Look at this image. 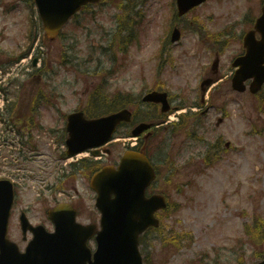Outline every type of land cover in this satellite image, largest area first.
<instances>
[{
  "label": "rangeland",
  "instance_id": "1",
  "mask_svg": "<svg viewBox=\"0 0 264 264\" xmlns=\"http://www.w3.org/2000/svg\"><path fill=\"white\" fill-rule=\"evenodd\" d=\"M4 1H0V10L12 1L13 13L7 18L2 11L0 16V32L4 31L0 35L3 52L0 66L4 65L0 69V84L6 88L4 94L9 96V101L20 109L23 83L41 75V87L50 84L48 94L55 95L51 106H43L49 110L43 112V121L45 127L55 129L56 136H61L66 127L65 114L87 108L92 115H103L105 111L90 110V102L95 97L106 102L109 108H115L117 103L111 101L117 94H121L122 99L129 94L130 99L147 89L160 87L169 93L174 107H188L189 113L180 119L186 128L176 130L175 137L168 132L158 138L156 148L150 151L157 165L174 159L178 178L171 182V174L166 170L164 176L168 180L161 179L159 183L160 190L172 198L174 211L162 214L160 229L144 238L145 248L141 252L144 257L148 255V264H253L262 260L264 240L260 242L248 236L246 227L255 219H264V92L259 97L249 91L238 93L232 90L228 79L231 61L242 52L243 35L261 14L264 0H208L187 15L185 22L174 17L176 5L172 8V0H134L137 4L129 8L133 21L126 19L123 13L126 0H104L95 10H90L91 14L82 13L77 26L75 19L69 22L62 37L53 43L43 39L44 28L37 7L31 6L33 0ZM187 22L191 26L187 27ZM177 25L184 29L183 38L172 44L167 38ZM194 28L204 32L202 38ZM30 34H37L34 41L29 38ZM128 41L124 50L123 43ZM167 50L169 55L163 56ZM27 51V58L17 59L20 53ZM37 57L38 64L34 67ZM217 57L216 71L212 63ZM211 78L217 88L213 86L204 95L201 83ZM224 106L229 114L223 117ZM131 108L146 116L160 113L149 106ZM186 110L172 113L168 120L176 122ZM197 112L196 117L193 113ZM192 129L198 131L201 141L188 140ZM10 130L7 124L0 122V176L7 177H11L8 150L15 146L6 144L5 139L9 137L18 143L21 139L16 136H22L15 129L16 136L8 134ZM117 134L120 136L107 145L112 151L110 158L93 160L96 165L120 159L122 136L120 132ZM44 138L46 161L43 164H47L45 170L53 183L65 165L57 154L66 148L64 144L53 142L54 137L48 130ZM227 141L232 142L228 148L225 147ZM210 154H218V160L216 166L206 168L201 161ZM30 171L34 174L32 167ZM87 178L80 175L74 182L65 180L63 186L74 196L72 202L85 207L81 221L92 218L95 202V193L90 190ZM35 186L26 192L23 188L20 190L9 225L10 239L22 250L32 237L28 235L27 241L22 237L21 210L26 211L35 224L49 228L46 209L53 206L55 200H70L64 193L55 195L52 186L43 190L44 193ZM72 186H76L78 195ZM178 189L180 194H177ZM178 237H181L178 248H162L165 238Z\"/></svg>",
  "mask_w": 264,
  "mask_h": 264
},
{
  "label": "water",
  "instance_id": "2",
  "mask_svg": "<svg viewBox=\"0 0 264 264\" xmlns=\"http://www.w3.org/2000/svg\"><path fill=\"white\" fill-rule=\"evenodd\" d=\"M178 1L180 14L184 15L189 9L206 0ZM37 3L44 19L46 35L51 39L56 37L70 15L81 7L78 0H37ZM257 31L261 34V40L256 39ZM174 34L173 41H177L180 38V33L176 31ZM244 42L248 54L235 63L241 64L242 69L237 72L233 86L239 91H245L246 86L243 85L245 80L254 78L255 80L251 84V92L256 93L264 86V6L262 16L258 18L255 29L245 36ZM144 100L155 103L161 102L164 106L163 110H168L166 94L164 93H150ZM130 118L131 115L127 111L115 112V114L93 120H86L81 113L71 114L68 123L69 139L67 141L70 149L69 154L73 155V153L83 151L87 147L104 144L111 138L116 127L123 121H130ZM151 126L152 123L141 124L137 126L133 134L138 136ZM128 156L137 159L138 163H147L141 155ZM149 168L150 166L145 164L143 173L141 166V170L133 179L140 192L144 210L140 224L131 215L125 170L122 166L118 171L112 167H107L93 178L92 186L98 190V206L103 212L101 222L103 229L99 232V249L95 254L94 262L91 261L90 250L86 245L91 234L86 233V229L81 225L75 224V216L65 221L55 219V225H57L55 234H49L41 227L37 228L36 238L30 243L27 253L20 254L18 248L6 238L13 196L10 187L3 189V184H1L0 249L2 252L0 264H142L141 255L138 252V238L145 227L153 223L157 224L153 218V212L166 206L164 198L153 197L152 200L147 201L143 197L145 186L148 184ZM112 194L116 196L113 200H111ZM68 237L79 245L78 249L81 252H71ZM4 256L7 259L3 258Z\"/></svg>",
  "mask_w": 264,
  "mask_h": 264
},
{
  "label": "flooded vegetation",
  "instance_id": "3",
  "mask_svg": "<svg viewBox=\"0 0 264 264\" xmlns=\"http://www.w3.org/2000/svg\"><path fill=\"white\" fill-rule=\"evenodd\" d=\"M27 98L26 100H23V105L26 102V105L28 106L27 110L24 109H20L17 110L15 112H12L10 110H6V112H4L0 118H2L5 122H9L10 124H15L17 123V119L21 120L23 123L24 127H29L31 130V133L29 134V138H31V140L33 141V148H36L38 150H34L33 152H31V156L34 159H37L39 161H41V158L43 157V153H42V149L41 147V138H40V133L43 132L44 127L43 124L41 122H39L40 120V115H41V109L40 108H30L33 105L37 104V101L34 99V94H31L30 92H28L27 94ZM171 125V124H170ZM167 126V127H170ZM11 126V125H10ZM123 133L124 135L127 134V132L125 133V130H127L128 126L124 125L123 127ZM156 136V133L154 132V135L151 137V139L153 137ZM151 139H149L151 141ZM35 141L37 142V145L35 143ZM148 141V143L150 142ZM145 142V134H143L141 137H138V139L133 142V140L131 138H127L124 140V147L125 150H127L128 148H133L135 150H141L143 145ZM149 146V144H148ZM105 159V157L102 158V160ZM81 175L80 172H78V177ZM78 192V191H77ZM67 197H70L69 195H67Z\"/></svg>",
  "mask_w": 264,
  "mask_h": 264
},
{
  "label": "trees",
  "instance_id": "4",
  "mask_svg": "<svg viewBox=\"0 0 264 264\" xmlns=\"http://www.w3.org/2000/svg\"><path fill=\"white\" fill-rule=\"evenodd\" d=\"M260 224H261L260 222H255L254 225L258 226ZM263 231H264V227H262V228L259 227V229L251 230V232L249 234H250L251 238H256L258 241L262 242L264 240V233H262ZM179 242H180L179 237L177 239L176 238L175 239L165 238L164 243H163V248H165V247L170 248L171 247L172 249H176V248H178Z\"/></svg>",
  "mask_w": 264,
  "mask_h": 264
}]
</instances>
